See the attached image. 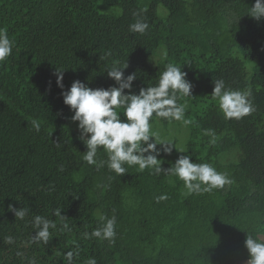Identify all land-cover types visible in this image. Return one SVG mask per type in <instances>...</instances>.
<instances>
[{"label":"trees","instance_id":"trees-1","mask_svg":"<svg viewBox=\"0 0 264 264\" xmlns=\"http://www.w3.org/2000/svg\"><path fill=\"white\" fill-rule=\"evenodd\" d=\"M254 2L0 0V28L16 42L0 63V264H28L30 258L67 264L64 253L76 245L74 264L90 257L97 264L246 263V233L264 240V19L248 16ZM134 11L147 19L146 34L129 32ZM113 61L128 63L125 75L136 73V92L155 85L167 63L182 67L193 96L178 102L187 103L186 117L193 123L185 127L154 116L153 130L233 183L186 196L175 177L169 182L163 174L127 165V173L118 176L82 159L86 148L54 73L64 70L66 88L76 79L107 87L114 83L106 73ZM214 79L251 89L256 111L225 119L211 96ZM33 118L41 124L39 132L31 126ZM203 129L215 130V145ZM178 150L161 153L162 167L176 160ZM98 158L106 159L102 149ZM161 194L168 199L157 203ZM10 204L30 212L17 220ZM57 208L71 232L59 231ZM34 215L57 223L48 244H27L35 234ZM112 215L115 243L83 238L101 225V217ZM9 235L15 239L11 245L4 242Z\"/></svg>","mask_w":264,"mask_h":264},{"label":"clouds","instance_id":"clouds-1","mask_svg":"<svg viewBox=\"0 0 264 264\" xmlns=\"http://www.w3.org/2000/svg\"><path fill=\"white\" fill-rule=\"evenodd\" d=\"M134 22L129 25L130 33L146 34L149 23L142 15V11L132 13ZM248 16L256 20L264 19V0H255L249 9ZM16 47L14 39L9 38L6 28H0V63H4L12 55ZM111 55L110 52L105 57ZM128 63L121 65L113 61L107 67V77L114 83L107 87H91L89 83L79 79L73 80L69 87L63 83L64 70L56 68V85L61 89L60 95L63 104L73 113L71 120L76 123L78 139L84 144L82 159L90 166L97 169L105 166L110 172L123 176L128 169L125 165L138 168L143 172L146 169L153 175L172 177L183 182L186 196L202 195L214 189H223L233 181L224 173L207 162H196L193 156L185 149H179L175 140L163 137L158 131L153 130L152 119L155 116L164 121H179L187 127L193 121L186 117L187 103H179L182 97H191L193 85L187 80V73L178 64L167 63L160 72L158 82L153 86L140 87L134 91V81L137 79L135 72L125 75ZM211 96L218 102L220 111L225 119H241L251 115L256 108L251 99V89H233L226 85L223 79H214ZM31 126L36 132L41 129L40 122L33 118ZM203 134L210 137L209 144L217 143L214 129H203ZM56 143L60 147V143ZM103 150L106 159L98 158V151ZM180 153L176 160L167 168L162 167L164 160L158 157L161 153L170 155L173 150ZM63 166L59 171H63ZM54 190V186L50 187ZM168 199L167 194L155 197L157 203ZM8 210L14 213L15 219L24 220L30 208L13 207ZM61 208L54 210L53 215L60 218L61 232H71L67 217L61 214ZM101 225L91 232L83 233L84 239L96 238L115 243L117 236V218L101 217ZM34 229L27 244H48L53 238L50 229L56 230L57 223L41 215H34L31 221ZM264 231V229H261ZM6 244H13L14 237L6 236ZM75 244V242H73ZM244 247L248 253L246 264H264V240L257 239L246 233ZM17 256L23 257L24 253L18 251ZM79 246L74 250L64 253L67 264H74V259L79 257ZM28 264H36L34 258L28 259ZM84 264H97L94 257L88 258Z\"/></svg>","mask_w":264,"mask_h":264},{"label":"rangeland","instance_id":"rangeland-1","mask_svg":"<svg viewBox=\"0 0 264 264\" xmlns=\"http://www.w3.org/2000/svg\"><path fill=\"white\" fill-rule=\"evenodd\" d=\"M176 134H177V133H176ZM171 160H175V158H174V159L172 158ZM241 264H246V263H241Z\"/></svg>","mask_w":264,"mask_h":264}]
</instances>
